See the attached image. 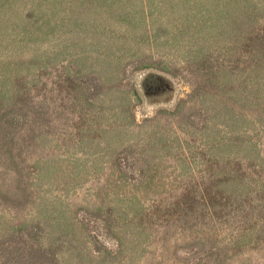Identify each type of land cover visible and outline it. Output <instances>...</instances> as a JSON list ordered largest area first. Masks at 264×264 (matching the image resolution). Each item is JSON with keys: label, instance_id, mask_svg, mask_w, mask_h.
<instances>
[{"label": "rangeland", "instance_id": "rangeland-1", "mask_svg": "<svg viewBox=\"0 0 264 264\" xmlns=\"http://www.w3.org/2000/svg\"><path fill=\"white\" fill-rule=\"evenodd\" d=\"M0 264H264V0H0Z\"/></svg>", "mask_w": 264, "mask_h": 264}]
</instances>
